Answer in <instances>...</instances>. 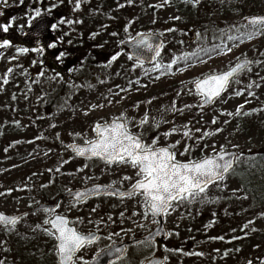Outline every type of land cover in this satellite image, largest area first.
Wrapping results in <instances>:
<instances>
[{"label": "rangeland", "instance_id": "374dc122", "mask_svg": "<svg viewBox=\"0 0 264 264\" xmlns=\"http://www.w3.org/2000/svg\"><path fill=\"white\" fill-rule=\"evenodd\" d=\"M23 1H26L24 8L16 13L20 0H6V3L0 0V9L12 10V17H16L10 27L13 32L7 36L3 31V36L11 40L13 46L0 48L4 53L0 57V212L13 215L52 201L55 189L51 184L57 181H61V188L65 190L107 182L129 185L122 177L134 176L130 167L71 158L68 149L72 143L93 140L96 124H106L123 114L129 130L142 132L147 143L156 136L160 145L180 140L178 153L185 144L190 145L191 156L178 155L182 160L211 155L213 145L216 152L223 145L225 152L246 154L238 160L235 171L218 182L219 188L209 186L207 200L169 210L170 214L164 216L167 238L154 246V252H129L130 257L139 258L138 263L146 258L162 257L163 264H248L249 261L264 264V199L252 207L242 184L248 180L257 183L249 188H259L258 196L264 197V157L261 162L251 159L256 154H264V81L260 79L264 77V35L251 39L244 36L235 41L227 39L228 35L240 36L245 31L239 27L245 25L244 17L264 15V0H199L195 6L185 0H169L167 4L164 0H132L131 4L126 0L123 7L112 6L110 1L106 5L100 3L101 0H81V7L75 11L76 0H69L63 20L73 23L69 28L68 23L60 22L62 32L94 33L95 45L101 50L117 49L139 33L158 34L163 40L161 55L152 64H139L129 59L127 53L117 51L120 53L117 59L107 65V69L97 70L89 81L75 78V65L71 61H55L53 66L44 54L17 53L18 47L35 48L33 42L40 36L53 37L52 16L64 14L60 11L63 0H43L39 6L41 0ZM36 8L41 9V15L29 24V17L35 16ZM6 18L1 15L0 24L8 23ZM48 18L52 22H37ZM29 29L33 30L30 35L25 33ZM41 40L44 42L43 38ZM50 40L49 43L54 42ZM67 43L61 41L65 49L60 51L65 53L69 47L71 57L73 44L67 46ZM202 48L207 53L201 52ZM193 52L199 59L188 61L187 67L184 62H178L172 65L170 72L164 70L162 74L161 70H153L154 63L166 65L173 56ZM237 58L253 61L251 71L245 70L237 77L240 83H233L222 98L200 109L201 99L194 89V81L210 72L228 70L238 62ZM8 68L13 71L5 84L4 73ZM250 83L261 86L247 89ZM60 84L67 89H61ZM234 90L242 94L232 95ZM249 90L253 96H248ZM173 102L175 109L183 111H175ZM185 105L191 107L185 108ZM240 105H243L241 111L249 115H227L235 113ZM145 113L148 123L140 126L139 120ZM214 116L216 124L211 123ZM224 120L229 123L224 124ZM185 124L192 131L190 140L182 138ZM172 127L180 131L165 138L162 133ZM197 128L200 132L195 131ZM216 128L223 131L216 132ZM204 132L212 134L197 142L196 138ZM75 133L80 135L75 136ZM139 199L129 198L119 205L94 203L81 208L67 203L68 209L64 211L74 216L81 209L79 217L85 212L86 221H92L86 230L97 228L102 232L98 243L90 247L93 249L124 236L140 235L156 225L150 214L147 217L142 214L143 209L137 204ZM125 208L137 215L121 216ZM99 211H104L106 216ZM51 216L52 213L40 212L25 222H17L11 230L0 226V261L37 264V254L52 252V238L41 230L47 227L44 219ZM103 221L110 226L104 227ZM38 224L40 228L36 227ZM121 228L127 234H119ZM220 236L224 239H213ZM177 249L180 251H175Z\"/></svg>", "mask_w": 264, "mask_h": 264}, {"label": "snow or ice", "instance_id": "6c2138e0", "mask_svg": "<svg viewBox=\"0 0 264 264\" xmlns=\"http://www.w3.org/2000/svg\"><path fill=\"white\" fill-rule=\"evenodd\" d=\"M20 2L23 3V0H20ZM168 2L169 0H164L165 4ZM185 2H191L193 6H195L199 3V0H185ZM128 3L131 4L132 0H128ZM52 7L55 8L56 5L53 4ZM80 7L81 0H76L74 11L78 10ZM40 15L41 9L36 8L35 16L29 17V24H31L35 17H39ZM15 19L16 17H11L8 23L0 24V29L5 33L8 32ZM173 19H179V17H173ZM243 19L246 24L239 27L245 29V31H242L240 36L228 35V40H242L244 36L251 39L258 34L264 35V16H250L244 17ZM60 22H66L69 25L73 23L72 20L64 21L63 18ZM79 22L81 21H77V23ZM51 28L55 30L57 24H52ZM125 31H127V29H125ZM168 31L173 30L168 29ZM223 34V30H221V35ZM112 35H116V33H112ZM68 43L71 44L72 41L69 40ZM140 43L153 52V61L161 55V49L163 48L162 42L152 44L146 40H142ZM11 46H13L12 41L9 39H3L0 41V48L7 49ZM54 47H56L55 42L48 44V48ZM218 47L220 46H216V48ZM216 48L213 50H216ZM16 51L17 53H28L29 51H32L42 54L44 49L18 47L16 48ZM200 51L207 53V50L203 48ZM228 51H231V49H228ZM3 55L4 53L0 52V57ZM65 55L66 53L60 52L56 59L60 60ZM119 55L120 53L116 52L111 56L108 63L111 64ZM15 58L16 57H10L9 59ZM129 59H131V57H129ZM137 59L139 61V57ZM198 59L199 58L195 52L182 53L180 56H173L171 63L169 64L154 63L153 70H161L163 74L164 70L170 72L173 64L184 62L185 67H187L188 61ZM237 60L238 62L235 66L230 67L226 71L210 72L203 75L202 78H198L194 81L196 93L201 96L204 104H210L214 100L222 98V94L225 93L233 83H240L237 77L241 71H251L250 65L253 61L248 60L247 58L242 62L239 58H237ZM200 62L202 63L203 61ZM33 63H36V61H33ZM255 63L261 62L255 61ZM17 66L19 67V65ZM12 71V68H8L4 73L5 84L8 83V74ZM69 71H71V69ZM40 75H43V73L41 72ZM57 75L59 74L57 73ZM260 79L261 81H264V77H261ZM253 86L259 88L261 85L250 83L247 85V89H252ZM241 94L242 92L240 90H234L232 93V95L235 96H240ZM247 94L248 96L254 95L250 90ZM177 95H179V93H177ZM245 103H248V101L245 100ZM96 106L102 107V105ZM190 107L191 105H185V108ZM201 107H203V105H201ZM242 108L243 105H240L237 107L235 113L228 112L227 115H249L247 112H242ZM173 109L178 112L183 111V109H175L174 102ZM252 111H256V109H253ZM216 122L217 118L214 116L211 123L216 124ZM146 123H148L147 113H145L144 117L139 120V125L143 126ZM223 123L228 124L229 121L224 120ZM52 126L55 127V125ZM155 127L158 128L159 124H156ZM182 128V138H187L189 140L192 139V131L188 128V125L185 124ZM93 130L97 133V138L91 141L86 140V147L73 145L72 147L74 148L75 155L83 156L85 159H92L95 157L102 160L106 165L118 164L133 169L134 176L125 175L122 177L123 180L129 182V186L125 191L109 192L106 189L105 194H115L120 195L121 197L126 196L132 199L139 197L140 199L137 200V204L143 209L142 214L145 217L151 214L153 223L157 224L159 221L156 217L170 214V209L175 211L176 207L184 205L185 203L190 204L196 201L204 202L207 200L209 186L215 185L219 188L220 185L218 182L223 181L227 174H231L235 171L234 165L239 159L235 154L232 155V159H225L227 153L225 152L223 145L220 146L219 152L215 151L216 146L213 145V153L211 155H201L198 158H189L186 160L179 159L178 155L179 157H184L185 155L191 156L192 148L190 145L185 144L183 151L178 153L177 145L181 143L180 140H176L174 143L160 145L159 136H156L151 139V143H147L144 140L142 132L134 133L129 130L128 122L123 114H121L120 117H114L110 124H105L103 126L96 124ZM178 131H180V129L172 127L168 131L163 132L162 135L167 138ZM195 131L200 132V129L197 128ZM215 131L222 132L223 129L216 128ZM211 134L212 133L204 132L201 136L196 138L197 142L204 140L206 136ZM74 135L79 136L80 133H75ZM57 138H59V134H57ZM205 147H208V145H205ZM5 151H7V149H5ZM85 167H87V164ZM57 171H59V169H57ZM99 188L100 186L97 185L93 190L76 192V202L86 200L90 191H95L96 194H99ZM108 189H111V186H108ZM72 206L75 207V204ZM59 207L60 205L57 204L56 208ZM40 210L45 213L53 214L51 219L47 217L44 219L43 224L50 225L51 227H45L43 231L46 235L56 241L53 250L57 257V264H77V261H83V256H78L77 253L84 249L86 245H90L100 239V237L93 232L83 233L75 226H70V224L74 225L79 222V218H77V221H69L64 215L55 213L54 208H42ZM92 211L95 212L96 209L94 208ZM25 215H27V213ZM120 215L123 216L124 213L121 212ZM132 215L135 216L137 213L133 212ZM19 219L20 218L15 215L8 216L4 213H0V225H4L6 230L14 228ZM109 219H111V217H109ZM91 222L92 221L89 220V223ZM249 223H251V221H249ZM9 226H11V228H9ZM36 227L40 228L41 225L38 224ZM245 227H247V225H245ZM116 235H118V233ZM213 239L223 240L224 237H214ZM123 251V249H116L117 260L121 258L120 253ZM175 251L180 250L177 249ZM196 254L202 255V253ZM109 255H111V252H109ZM93 259H95V257ZM0 264H3V261H0ZM84 264H87V262H84ZM109 264H114V262L109 261ZM142 264H145V262H142ZM147 264H153V261L148 260ZM248 264H251V261H249Z\"/></svg>", "mask_w": 264, "mask_h": 264}, {"label": "trees", "instance_id": "16d2710c", "mask_svg": "<svg viewBox=\"0 0 264 264\" xmlns=\"http://www.w3.org/2000/svg\"><path fill=\"white\" fill-rule=\"evenodd\" d=\"M42 1L43 0H41L39 2L38 6L42 4ZM63 1L64 2H63V5H62V8L60 9V11L64 12V14H60L59 15L60 17L52 16L54 18V22L53 23L57 24V28L55 30H52L54 32V36L52 38L51 37L46 38V36H45L43 38L44 39L43 43L45 44L44 48L42 46L41 47L38 46V47L44 49L43 54H44L45 57H47V59H48L47 62H50L53 66L55 64V61H57V62L60 61V60H63L65 62L71 61L75 65V74L74 75H75L76 79H79V80L80 79H85L87 81L92 80V76L95 75V72L97 70L107 69V67L110 65L108 63V61L110 60L112 55H114L117 51H120L122 53H126V52L121 47V45L119 47H117V49H114V50H111V51H104V50L99 49L95 45L96 34H94V33H90V34L86 33L85 34V33L79 32V31H76V33H74V31L70 32V33H67L65 30L62 32V30L64 28L62 27V25H60L61 24L60 23V21H61L60 18H63V19L66 18L65 14H67V13L65 12V10L67 9L68 4H69L68 3L69 0H63ZM108 1L111 2L112 6H118V7H123L125 5V3H126V0H101L100 3H105L107 5ZM25 2L26 1H23V3H21V2L19 3V5H18L19 7L16 8V13L24 8ZM93 4H95V2H91V5H93ZM2 15L5 18H6V16L10 15L9 17H7L8 19H10L12 17V15H13L12 14V10L3 9ZM55 17H56V19H55ZM47 21L52 22V20H50L49 18L47 19ZM2 23H6V21L5 22L2 21ZM68 27L71 28V25L68 26ZM68 27H66V28H68ZM11 32H13V30L11 28H9L8 32H6L5 35L9 36ZM68 34H70V35H68ZM71 37H73V38H71ZM3 38L4 37L0 36V41H2ZM50 39H53L54 42H55V40H57L56 43H55L56 47L52 48L51 50L48 48V43L51 41ZM69 39L73 43H71V44L67 43L66 45L70 46V45L73 44V47H72L73 48V56H71V57L68 56V55H70V50L68 51V49H69V47H68V49H66L67 52H65L66 53L65 57H62L60 60H57L56 57L61 52L60 49H62V50L65 49L64 46H62L61 41H65L66 40V42H68ZM39 45H42V43L41 44L39 43ZM46 49L48 51H46ZM112 63H113V61H112ZM60 87H61V89H67V87L64 88L62 84H60ZM58 90L59 91H57V93L60 92V88ZM60 95L61 94H59V96ZM243 155L245 156L246 154L241 152L240 158L243 157ZM248 155H249V153L247 154V156ZM263 157H264V154H256V156L252 157L251 159L252 160L254 159V160H257V161L261 162V161H263ZM71 158H72V156H71ZM230 175L231 174H229L228 176H230ZM242 184H243V188L245 190H247V192H246V197H247L246 200L248 199L247 201L251 202L252 207L257 206L259 201H262L264 199V197L258 196L257 190L259 188H256V187H253L251 189L249 188V187H252V185H255V184L257 185V183L254 184V182H250L248 180V181L243 182ZM52 185H53V183L51 184V186ZM48 188H50V187H48ZM225 219H226V217H224V220ZM43 229L44 228H42L41 230H43ZM53 254H54V252H49V253L48 252H41V253L37 254L36 255V258L38 260L37 264H52L53 263Z\"/></svg>", "mask_w": 264, "mask_h": 264}, {"label": "flooded vegetation", "instance_id": "af4514ba", "mask_svg": "<svg viewBox=\"0 0 264 264\" xmlns=\"http://www.w3.org/2000/svg\"><path fill=\"white\" fill-rule=\"evenodd\" d=\"M26 33L28 35H30L31 33H33V30L29 29ZM39 34H42V33H39ZM37 43H39V42H33V44H37ZM35 48L39 49V47H35ZM60 183H61V181H57L56 184L53 183V185H52V187H54L55 190L53 192V199H52V201H50V204H52L54 206L53 208L55 209V213L60 214V215H64L65 217H67V219L69 221H77V218H79V222L75 223L74 225L70 224V226H75L80 232H83V233L93 232L96 235H98L100 238L102 236V232H100L97 228H94L93 231L86 230L89 223L86 221L85 212H83L82 216L79 217V213H80L79 211L81 210V209H79L76 211V214L74 216H71V213L64 211V210L68 209L67 207H65V206H67L66 204L67 203L75 204V206H77L78 208L86 207L88 204H94V203L106 204V205H119L123 201L129 199L126 196L121 197V196H116V195H97L94 197L87 198L84 201L76 202L71 198L63 197L65 192H67L69 190H76V189L72 187V189L65 190V189L61 188L62 186L60 185ZM103 185L114 186V187L120 188L122 190H126V188L129 186V185H122L119 183H109V182L103 183ZM86 187H88V186L79 187L78 189H83ZM57 204L60 205L59 208H56ZM124 210H125L124 215H126L127 217L130 215L129 213L132 214V211L128 210V208H125ZM41 212H43V211H41ZM36 214H38V213H35L34 215H36ZM99 214L105 215L104 211H99ZM34 215H32V216H34ZM30 217H31V215L30 216L25 215L20 220L25 222L28 219H30ZM101 223H103L104 227L110 226V225H107V222H105V221H103ZM127 224L128 223H126V225ZM153 228H151L150 230H147L146 232L141 233L140 235L131 236L130 238H128V237L125 238V236H124L123 238H121L119 240H113L111 242H107L105 244L99 245V246H97V248L90 249V247H92L98 243V241L100 240V239H98L97 241L93 242L92 244L86 245L84 249H82L79 253H77L78 256H83V261H77V264H84V262H87V264L91 263L92 261L95 260V259H93L94 257L96 258L98 255H100L103 252V250L106 247H108L109 245H111L114 242H118V243L119 242H127L128 243L126 245V250L124 252L123 257H121L119 260L113 261L114 264H142V262H145V264H146L148 260H151L154 257L143 259L138 263L139 258H137L136 256H133V255H131V257H130V253L131 252H154V246L156 244L160 245L163 240H156V241H150V242L139 241L137 243H131V244L129 242L133 239H138V238L143 237L144 235L148 234ZM119 230H120L119 234H127V232L124 230V228H121ZM52 241H53V248H54V244L56 243V241L53 238H52ZM149 244H150V246H149ZM87 249H89L90 251H87ZM52 252H54V250H52ZM52 264H57V257L55 255V252L53 254V263Z\"/></svg>", "mask_w": 264, "mask_h": 264}, {"label": "water", "instance_id": "95a60500", "mask_svg": "<svg viewBox=\"0 0 264 264\" xmlns=\"http://www.w3.org/2000/svg\"><path fill=\"white\" fill-rule=\"evenodd\" d=\"M0 13H2L1 10H0ZM257 16H264V15H257ZM142 40H146L147 42L152 43V44H157V43L162 42V39L159 36L152 35V34H140V35L136 36L134 39H132L131 41L122 43V47L127 51L129 56L131 57V59H133L134 61L144 63V64H150L153 61L152 60L153 52L140 43V41H142ZM138 57H139V61L137 59ZM240 61L242 62L243 60H240ZM233 66H235V65H233ZM242 72L243 71H241L240 73H242ZM194 88H195V84H194ZM195 90H196V88H195ZM212 103L204 104V102L202 100L199 104V107L201 109L206 108L207 106L211 105ZM201 105H203V107H201ZM111 122L106 123V124H110ZM101 126H103V125H101ZM94 133H95V139H96L97 133L95 131H94ZM73 145L78 146V147H86V144H78L77 143V144L70 145V150L73 154H75L74 148L72 147ZM226 153H227V155L225 156V159H232L233 154H235L237 157H239V154L236 151H227ZM77 157L85 158L83 156H77ZM93 159H99V158L93 157ZM235 165H236V163H235ZM235 165H234V168H235ZM95 186H97V185H93V186H90V187H87L84 189L68 191V192L64 193L63 197L71 198L74 201H76V198H75L76 192L85 191V190H93V189H95ZM99 186H100L99 194H96L95 191H90L88 198L94 197L97 195H115V194H105L106 189L109 192H123L122 190H120L116 187L111 186V189H108V186H106V185H99ZM116 196H120V195H116ZM53 207L54 206L50 205V204H40L36 208H34L33 210L27 212V214H33L35 212L42 211V210H40L42 208H53ZM14 215L18 216L19 218L21 217V214H14ZM8 216H13V215H8ZM156 219L159 221V223L155 226V228L153 229L152 232H150L148 235L142 237L141 239L131 241V243H136L137 241H153V240L158 239V238L159 239L165 238L167 236V232H166L165 226H164V216L161 215L159 217H156ZM49 227H51V226L49 225ZM116 249H123L124 250L122 253H120V257H122L124 255V252L126 249V243H114V244H112L110 247L103 250V252L100 255H98L95 258V260L89 264H109V261H116L117 260L116 259V257H117ZM109 252H111V255H109ZM152 261H153V264H161L162 263L161 259H154Z\"/></svg>", "mask_w": 264, "mask_h": 264}]
</instances>
